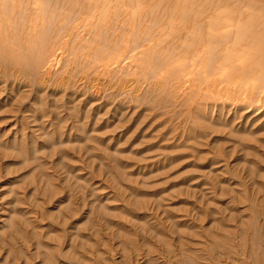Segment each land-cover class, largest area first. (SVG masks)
Here are the masks:
<instances>
[{
  "label": "rangeland",
  "instance_id": "374dc122",
  "mask_svg": "<svg viewBox=\"0 0 264 264\" xmlns=\"http://www.w3.org/2000/svg\"><path fill=\"white\" fill-rule=\"evenodd\" d=\"M246 24L264 0H0V264H264Z\"/></svg>",
  "mask_w": 264,
  "mask_h": 264
},
{
  "label": "bare ground",
  "instance_id": "6f19581e",
  "mask_svg": "<svg viewBox=\"0 0 264 264\" xmlns=\"http://www.w3.org/2000/svg\"><path fill=\"white\" fill-rule=\"evenodd\" d=\"M105 2V1H104ZM106 2H108V1H106ZM110 2V1H109ZM2 4V3H1ZM109 4V3H108ZM97 5V4H96ZM102 5H104V4H102ZM101 5V6H102ZM107 5V4H106ZM3 7V6H2ZM97 8H98V6H96ZM99 7H100V5H99ZM97 8H95V9H97ZM4 9V8H3ZM94 10V9H93ZM89 13V12H88ZM9 16H11V15H9ZM174 25V24H173ZM216 25V24H215ZM218 25V24H217ZM237 25V24H236ZM169 26H170V24H169ZM181 26V25H180ZM208 26H209V24H208ZM220 26V24L218 25V27ZM225 27L227 26V25H224ZM176 27H177V25H176ZM206 27H207V24H206ZM217 27V26H216ZM229 27H234V26H230L229 24H228V29H229ZM236 27V26H235ZM173 28V27H172ZM183 28V27H182ZM210 28H211V26H210ZM210 28H209V30H210ZM220 28H222V27H220ZM224 28V27H223ZM180 29V28H179ZM189 29V28H188ZM215 29V28H214ZM236 29V28H235ZM171 30V29H170ZM208 30V31H209ZM218 30V29H217ZM216 30V31H217ZM227 30V29H226ZM225 30V31H226ZM168 31V30H167ZM185 31H187V29L185 30ZM212 31H213V28H212ZM14 32V31H13ZM219 32V31H218ZM222 32V31H221ZM185 33H187V32H184V35H183V38H184V36H185ZM195 33V32H194ZM208 34H209V32H207ZM206 33V34H207ZM235 35H234V32L232 33L233 35H234V40H235V43H242V42H244V40L245 39H247L248 41H249V46L247 45V47H245L244 46V48L245 49H253V48H256V50L255 51H257V49H259V48H264V24H246V25H243V26H240L239 28H238V30L237 31H235ZM16 34V33H15ZM177 34V33H176ZM218 34V33H217ZM217 34H215V36H219V35H217ZM181 35V36H182ZM210 35V34H209ZM232 35V36H233ZM222 36V35H221ZM16 37H17V34H16ZM182 38V37H181ZM181 38H179V39H181ZM206 38V37H205ZM219 38V37H218ZM230 38V37H229ZM232 38V37H231ZM230 38V39H231ZM211 39V38H210ZM206 40V39H205ZM233 40V41H234ZM233 41H232V44H233ZM173 42V41H172ZM168 43V42H167ZM208 43V42H207ZM227 43H228V40H227ZM226 43V44H227ZM180 44H181V42H180ZM191 44V43H190ZM190 44H189V46H190ZM200 44V43H199ZM198 44V45H199ZM203 44V43H202ZM172 45V44H171ZM170 45V46H171ZM39 46V45H38ZM166 46H167V44H166ZM188 46V47H189ZM230 46V45H229ZM208 47V46H207ZM237 47V46H236ZM236 47H233V49H235ZM199 48V47H198ZM38 49V48H37ZM197 49V48H196ZM199 49H201L202 50V46H201V48H199ZM170 50V49H169ZM200 50V51H201ZM204 50H206V49H204ZM209 50V49H208ZM236 50V49H235ZM168 51V50H167ZM203 51V50H202ZM201 51V52H202ZM232 52V51H231ZM230 52V53H231ZM234 52V51H233ZM225 53V52H224ZM200 54V53H199ZM219 54V53H218ZM231 54H233V53H231ZM253 54V53H252ZM251 54V55H252ZM224 55L225 54H223V58H224ZM246 55H247V53H246ZM204 56V55H203ZM229 56H230V54H229ZM197 56H195V58H196ZM192 58V57H191ZM194 58V59H195ZM238 58V57H237ZM242 61H244V60H242ZM241 61V62H242ZM183 64V63H182ZM238 64V63H237ZM243 68V67H242ZM227 69H230V67H228ZM248 72V71H247ZM262 74V73H261ZM6 220V219H5Z\"/></svg>",
  "mask_w": 264,
  "mask_h": 264
}]
</instances>
